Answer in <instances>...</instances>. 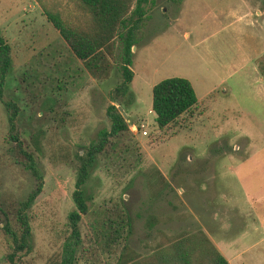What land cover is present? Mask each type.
<instances>
[{
  "label": "rangeland",
  "instance_id": "rangeland-1",
  "mask_svg": "<svg viewBox=\"0 0 264 264\" xmlns=\"http://www.w3.org/2000/svg\"><path fill=\"white\" fill-rule=\"evenodd\" d=\"M246 1L254 5V0ZM179 2L185 7L182 24L172 27L170 20ZM41 4L59 9L73 23L85 14L78 0H0V31L12 54L3 97L18 103L21 134L43 172L42 190L29 208L32 246L19 263L57 264L67 214L74 207L76 151H82L99 128L109 126L105 107L113 102L126 114L130 132L113 150L99 154L86 182L90 206L81 214L75 264H120L124 240L101 236L99 222L106 211L116 208V214L122 204L130 217L125 241L138 254L201 229L220 251L236 255L245 264H264L261 228H254L250 213L241 218L232 205L222 202L229 192L264 196V89L253 61L257 53L250 46L245 51L238 47L239 35L252 32L249 20L235 18V10L245 9L241 0L148 4L143 36L132 49L134 75L129 92L120 99L114 96L121 79L118 61L109 54L108 75H90L48 21ZM260 73L264 76V68ZM171 75L191 80L199 96L220 78L223 83L216 90L227 84L231 91L218 93L208 110L213 113L210 119L201 116L192 128L178 126L173 132L182 118L162 129L151 109L152 85ZM222 113H241L247 129H257L250 135L253 140L227 129L214 142L211 123L219 121ZM12 145L7 109L0 100V200L4 204L23 198L34 184ZM149 215L154 216L150 226ZM7 249L0 231V264H11Z\"/></svg>",
  "mask_w": 264,
  "mask_h": 264
},
{
  "label": "trees",
  "instance_id": "trees-1",
  "mask_svg": "<svg viewBox=\"0 0 264 264\" xmlns=\"http://www.w3.org/2000/svg\"><path fill=\"white\" fill-rule=\"evenodd\" d=\"M85 14L73 23L63 18L61 11L45 4L42 9L48 21L58 31L85 70L95 78H104L111 68L109 54L118 61L120 81L114 88V96L120 99L128 95L134 71L131 68L132 46L142 38V28L148 17V4L154 0H78ZM118 49L115 53V49ZM12 64L11 46L0 31V100L7 109L8 136L18 160L30 172L34 184L27 194L11 204L0 200V231L7 244L6 258L11 264H20L21 255L32 246L31 217L29 208L43 186V172L31 149L21 134L18 123L19 105L13 99H4V83ZM259 71L264 68V53L256 58ZM213 93L210 92V95ZM151 109L159 127L174 121L182 112L197 102L191 81L178 75L166 76L151 87ZM109 126L97 130L82 151H76L77 170L71 196L74 207L67 214V233L61 245L57 264H75L81 245L80 219L90 206L86 182L98 161L99 154L113 150L129 134V122L113 102L105 107ZM106 211L99 222L101 236L117 240L122 238L118 257L120 264H231L215 243L201 229L176 235L166 244L159 245L148 254H138L125 241L130 228V217L125 205L120 210ZM118 212V213H117ZM113 214L110 215V214ZM153 215L147 224H153ZM127 227V231L124 229Z\"/></svg>",
  "mask_w": 264,
  "mask_h": 264
},
{
  "label": "crops",
  "instance_id": "crops-1",
  "mask_svg": "<svg viewBox=\"0 0 264 264\" xmlns=\"http://www.w3.org/2000/svg\"><path fill=\"white\" fill-rule=\"evenodd\" d=\"M241 2L243 3L245 9L244 10H235L234 14L235 18H240V19H247L249 20V25L251 27V34H246V35H242L240 34L238 37V47L240 49H243L245 51L246 47H252L253 51L252 53L256 55H253V61L256 65L257 70L258 66L256 64V58H258L261 54L264 53V0H254V5L251 7L249 6L246 2V0H241ZM261 3V4H260ZM185 13V7H184V3L183 2H179V9L176 12L175 16L171 18L170 23L173 26H179L180 24H182V18L183 15ZM255 14L256 17H254V19L250 18V15ZM247 25V23H245ZM246 27V26H245ZM243 27H240L239 29H241ZM186 36H189V32L186 31V33H184ZM257 43L258 48H254V44L253 43ZM203 79H205L204 76H202ZM191 81V80H190ZM258 81H259V85L261 88L264 89V76L260 73H258ZM194 90L196 92L197 95V99L198 102L191 107L189 110L182 112L175 120L182 118V122L181 121H177L175 123L173 132L175 131V128L180 126L181 129L184 128H192L193 127V123L195 122V120L199 117H206L207 119H210L211 114L213 115V113H208L209 108L211 107V105L218 100V93L220 94H226L229 93L231 91V87L230 85H223L221 84V89L216 90V86L219 85L220 83H223V78H220L213 86H209L205 92L203 93V96H199L197 93V90L195 88L194 83L191 81ZM204 84V83H203ZM213 93L210 95V92ZM204 108V110L202 111V109ZM202 111V112H201ZM220 114V113H217ZM222 116L220 117L219 121H217L216 123L213 122L211 123V133L212 136L210 137L214 142L217 140L218 134H220L221 132H225V130H230L235 132L238 131L241 134H243L244 136L249 138V141H252L253 138L250 136L251 134H253L255 132V130H257L256 128L254 130L251 129H247L248 124L247 122H245L244 120V116L241 115V113H222ZM195 119V120H194ZM171 123V122H170ZM167 125L163 126L162 129H164ZM161 170V169H160ZM161 174L163 176H166L165 173L161 170ZM213 176V175H212ZM236 181V180H235ZM237 183V181H236ZM230 195L228 198H223L222 202L226 203V204H230L229 206L232 205V209L233 212L235 211L241 218H242V214L247 215L248 213H250L252 215V224H254V228H261V234L262 237L261 239L264 238V196H262V194L260 195H255L252 194L251 192H247V191H243L241 196L236 195L235 193H231L229 192ZM212 197V196H210ZM229 201V202H228ZM210 204L207 203V207H209ZM209 212V211H206ZM214 213V212H213ZM212 213V214H213ZM209 214V213H208ZM246 217V216H244ZM245 220V219H243ZM242 220V225H245L246 223H244L245 221ZM208 221V219L206 220ZM203 227V226H202ZM245 227V226H244ZM204 228V227H203ZM257 241V240H255ZM214 242V240H213ZM215 243V242H214ZM216 244V243H215ZM221 252L224 254V256L228 259V261L231 264H245L243 261H241V259H236V255H228L226 253H224L221 249Z\"/></svg>",
  "mask_w": 264,
  "mask_h": 264
},
{
  "label": "water",
  "instance_id": "water-1",
  "mask_svg": "<svg viewBox=\"0 0 264 264\" xmlns=\"http://www.w3.org/2000/svg\"><path fill=\"white\" fill-rule=\"evenodd\" d=\"M134 47H135V46L133 45V46H132V49H133ZM114 104H115V103H114ZM116 105H117V104H116ZM117 107L120 109V105H117ZM122 114H123L124 117H126V114H125V113L122 112Z\"/></svg>",
  "mask_w": 264,
  "mask_h": 264
},
{
  "label": "built area",
  "instance_id": "built-area-1",
  "mask_svg": "<svg viewBox=\"0 0 264 264\" xmlns=\"http://www.w3.org/2000/svg\"><path fill=\"white\" fill-rule=\"evenodd\" d=\"M142 133H143V134H147V130H143Z\"/></svg>",
  "mask_w": 264,
  "mask_h": 264
},
{
  "label": "clouds",
  "instance_id": "clouds-1",
  "mask_svg": "<svg viewBox=\"0 0 264 264\" xmlns=\"http://www.w3.org/2000/svg\"><path fill=\"white\" fill-rule=\"evenodd\" d=\"M235 147H237V148H238V146H235Z\"/></svg>",
  "mask_w": 264,
  "mask_h": 264
}]
</instances>
